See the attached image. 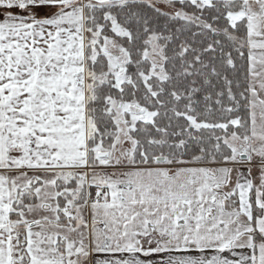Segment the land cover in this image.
I'll return each instance as SVG.
<instances>
[{
    "label": "snow or ice",
    "instance_id": "snow-or-ice-1",
    "mask_svg": "<svg viewBox=\"0 0 264 264\" xmlns=\"http://www.w3.org/2000/svg\"><path fill=\"white\" fill-rule=\"evenodd\" d=\"M0 264H264V0H0Z\"/></svg>",
    "mask_w": 264,
    "mask_h": 264
}]
</instances>
